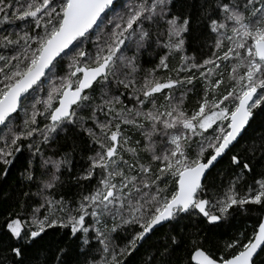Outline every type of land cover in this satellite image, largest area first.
Returning <instances> with one entry per match:
<instances>
[{
    "label": "snow or ice",
    "instance_id": "6c2138e0",
    "mask_svg": "<svg viewBox=\"0 0 264 264\" xmlns=\"http://www.w3.org/2000/svg\"><path fill=\"white\" fill-rule=\"evenodd\" d=\"M258 118L264 0H0V264H264Z\"/></svg>",
    "mask_w": 264,
    "mask_h": 264
},
{
    "label": "trees",
    "instance_id": "16d2710c",
    "mask_svg": "<svg viewBox=\"0 0 264 264\" xmlns=\"http://www.w3.org/2000/svg\"><path fill=\"white\" fill-rule=\"evenodd\" d=\"M192 46L194 48L196 47L195 41H193ZM262 134H264V127H262L261 122L258 118L256 121L252 122L251 126L247 129V131L240 138L239 143L236 145L234 151L243 153L245 147H247L250 143L253 142L254 139H257ZM226 160L227 158H225L224 163L217 165V169H214L212 175L208 177L209 181L213 179L215 172L217 170L225 166ZM16 176H17V173L15 170H13V172L9 176L8 182L6 184H0V209H7L9 205L12 204L13 200L16 197L17 192L19 191L15 183ZM75 190H76L75 188L71 189V191H75ZM252 222H253L252 218L248 217L247 215H244L241 212H238L236 213V218L232 220L230 226L222 225L220 228L213 229L212 232L210 233V236L212 237V239H216L219 237H223L224 239H227L228 235H231L237 229H240L242 226L250 227ZM186 223L187 221H182L181 226ZM167 228H168V225L159 229L158 235H163V233L167 230ZM63 232H64V229H58V228L49 229L46 240L49 242H55L56 240L60 239ZM155 239L156 237L153 236L152 240H155ZM151 242L152 241H149V243ZM145 248H147V245H145ZM144 251L145 249H141V252H144ZM177 255L183 258L184 256L183 248H180L177 250ZM261 256L264 257V253H261Z\"/></svg>",
    "mask_w": 264,
    "mask_h": 264
},
{
    "label": "water",
    "instance_id": "95a60500",
    "mask_svg": "<svg viewBox=\"0 0 264 264\" xmlns=\"http://www.w3.org/2000/svg\"><path fill=\"white\" fill-rule=\"evenodd\" d=\"M243 134H244V133H243ZM242 136H243V135H242ZM242 136H241V137H242ZM241 137H240V138H241ZM240 138H239V140H240ZM165 226H166V225H165Z\"/></svg>",
    "mask_w": 264,
    "mask_h": 264
}]
</instances>
